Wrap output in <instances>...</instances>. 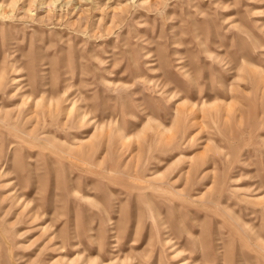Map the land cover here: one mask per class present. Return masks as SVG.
I'll list each match as a JSON object with an SVG mask.
<instances>
[{"label": "rangeland", "instance_id": "374dc122", "mask_svg": "<svg viewBox=\"0 0 264 264\" xmlns=\"http://www.w3.org/2000/svg\"><path fill=\"white\" fill-rule=\"evenodd\" d=\"M0 264H264V0H0Z\"/></svg>", "mask_w": 264, "mask_h": 264}]
</instances>
